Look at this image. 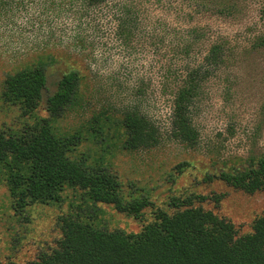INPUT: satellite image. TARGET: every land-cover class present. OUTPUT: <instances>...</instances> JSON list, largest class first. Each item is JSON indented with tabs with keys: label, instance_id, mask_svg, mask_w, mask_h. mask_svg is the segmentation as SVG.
<instances>
[{
	"label": "rangeland",
	"instance_id": "obj_1",
	"mask_svg": "<svg viewBox=\"0 0 264 264\" xmlns=\"http://www.w3.org/2000/svg\"><path fill=\"white\" fill-rule=\"evenodd\" d=\"M46 1L0 0V130L49 117V96L65 73L77 70L78 94L54 124L80 137L76 155L111 170L125 195L153 202L140 218L100 204L103 228L137 233L157 209L172 213L174 201L191 199L232 221L239 235L251 232L264 213V192L246 193L206 175L264 152V0H107L95 8L85 0ZM213 42L225 47L226 62L194 108L199 142L185 145L171 136L172 75L203 59ZM42 56L49 57L47 85L39 107L24 116L3 99L4 80ZM133 108L159 127V145L123 148L120 119ZM81 201L82 191L68 188L60 202L20 212L0 177V264H28L55 247L59 218L77 213Z\"/></svg>",
	"mask_w": 264,
	"mask_h": 264
},
{
	"label": "trees",
	"instance_id": "obj_2",
	"mask_svg": "<svg viewBox=\"0 0 264 264\" xmlns=\"http://www.w3.org/2000/svg\"><path fill=\"white\" fill-rule=\"evenodd\" d=\"M105 2L85 0L89 8ZM260 14L264 19V3ZM127 24V20L119 24L120 32ZM261 43L264 45V39ZM225 57L223 44L213 42L203 59L172 75L171 136L185 145L199 142L194 108L205 83L226 62ZM47 58L40 57L34 65L4 80L3 99L19 105L24 116L32 115L40 105L47 85ZM80 82L79 71L65 73L48 98L49 117H37L21 128L0 130V177L15 210L22 212L34 203L60 202L68 188L81 190L85 202L78 203L77 213L59 218L62 236L56 246L28 264H264V213L255 218L251 232L239 235L232 221L186 199L174 201L176 210L172 213L157 209L154 220L137 233L103 228L100 204L140 218L153 202L146 195H125L122 182L111 170L76 155L80 137L57 129L53 119L74 102ZM120 126L126 150L152 148L161 142L159 127L136 108L125 111ZM239 160L230 170L207 174L206 181L217 178L246 193L264 192V152Z\"/></svg>",
	"mask_w": 264,
	"mask_h": 264
}]
</instances>
